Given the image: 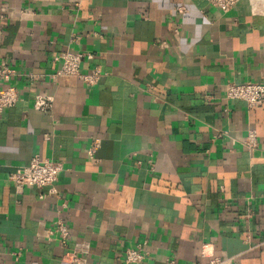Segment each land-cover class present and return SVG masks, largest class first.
Masks as SVG:
<instances>
[{
    "label": "crops",
    "instance_id": "1",
    "mask_svg": "<svg viewBox=\"0 0 264 264\" xmlns=\"http://www.w3.org/2000/svg\"><path fill=\"white\" fill-rule=\"evenodd\" d=\"M67 49L93 53L81 71L100 67L97 84L52 77ZM5 64L19 100L0 112L1 263L68 264L62 219L85 264L141 245L138 264H264V106L224 91L264 81V0H0ZM35 155L63 164L58 179L19 190L10 174Z\"/></svg>",
    "mask_w": 264,
    "mask_h": 264
},
{
    "label": "built area",
    "instance_id": "2",
    "mask_svg": "<svg viewBox=\"0 0 264 264\" xmlns=\"http://www.w3.org/2000/svg\"><path fill=\"white\" fill-rule=\"evenodd\" d=\"M212 8H218L224 12L234 9L240 0H207ZM178 11L185 13L187 10L184 6L178 8ZM93 53L79 52L67 49L62 51L57 60L60 62V67L52 75L53 78L62 76H77L88 85L92 86L98 83L104 72L100 67H95L89 72H82L81 65L85 60H92ZM15 70L8 64L0 66V112L4 109L13 107L19 100V91L16 86L7 84V80L14 74ZM225 97L229 101H244L249 108L264 106V81H243V82H228L225 85ZM52 106V97L42 94L35 96L34 107L39 110H48ZM100 139L94 137L88 156L95 159V153L100 147ZM258 133L255 128H250L244 139L243 144L248 150H253L258 146ZM63 164L60 161L43 158L35 155L29 163L17 167L11 174L10 179L15 183L16 187L21 190L25 186H35L42 188L47 185L54 184ZM50 234L59 235V242L66 248L62 259L68 264H85L86 257L90 251V246L87 241L75 242L73 246L68 247L70 240V231L66 223L59 219L55 226L50 230ZM148 251L144 246L136 248H127L124 251L125 264L141 263L147 256ZM201 254L206 255L202 250ZM169 263L173 260L167 259ZM230 258H222L219 256H209L205 262L198 264H230ZM0 264H3L0 262Z\"/></svg>",
    "mask_w": 264,
    "mask_h": 264
}]
</instances>
